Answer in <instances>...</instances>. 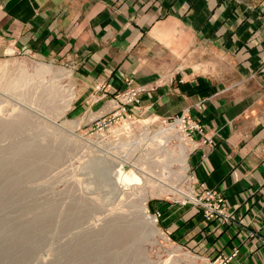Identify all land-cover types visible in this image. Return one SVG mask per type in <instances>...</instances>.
<instances>
[{
	"label": "rangeland",
	"instance_id": "obj_1",
	"mask_svg": "<svg viewBox=\"0 0 264 264\" xmlns=\"http://www.w3.org/2000/svg\"><path fill=\"white\" fill-rule=\"evenodd\" d=\"M222 4L227 7V13L234 7V11L227 15V23L232 17L235 22L249 18L256 25L263 19L264 0H222ZM252 7L254 10L248 14L247 11ZM169 17L171 14L163 12L158 16L159 20ZM213 17L214 15L208 22L214 21ZM199 20L196 17L194 22L198 23ZM173 31L183 32L181 29ZM224 38L225 44H229L230 37ZM187 40L190 44L181 39L179 45H162L155 52L157 55L151 52L150 47L143 46L142 52L148 56L142 54V62L153 70L156 77L150 83H139L133 77L124 75L119 87L112 86L106 80L87 86L86 81L77 75L80 63L85 64V58L79 61L71 59L70 48L63 54H54L50 49L48 51L54 44L52 40L31 38L27 41L29 43L18 48L12 47L7 55L0 57V125L9 122L14 124L10 128L16 127L9 134L0 132V168L3 167L0 170V219H8V230H11L14 227L13 221L36 216L31 211L29 213V208L40 206V213L55 208L50 215L49 224H46L48 227L40 228V243L34 249L26 251L23 254L25 257L18 256L14 260L0 257V264H51L54 260L61 264H205L209 255L202 253L198 245L191 247L187 245L189 242L183 243L184 237L174 236V231L163 224L167 217L165 212L171 208L168 204L182 205L169 200L168 194L173 191L164 182L167 178V182L173 181L175 177L182 180L180 175H174L173 172V175L170 174V167L178 170L175 154L185 155L188 142L183 140V153L178 151L177 146L171 147V144H168V148L152 144V138L164 127V118H175L185 110L170 116L135 114L129 109V105L138 103L142 92L138 93L136 100L126 104V111L120 105L127 93L139 87H146L148 91L169 88L188 93L206 86L207 92L213 93V85L209 86L210 83L205 82L203 77L189 78L199 73L216 76V79L211 78L210 81L220 80L224 87L243 84V78L237 70L245 68L242 65L247 64L248 60L236 67L232 58L234 52L230 51L229 46L217 45L214 37L207 40V45L201 44L200 38L188 37ZM238 52L243 57H250L249 53L259 56L260 60L253 68L256 71L264 69V50L260 47H248V50L247 47H240ZM39 65L45 67L44 70H37ZM193 116L200 118L199 114ZM201 122L206 129L202 119ZM144 126L152 133L149 130V139L140 143L137 138ZM154 130L156 131L153 132ZM206 135L212 138L207 130ZM26 144L33 148L36 145L44 147L39 154L31 150L21 152L20 146ZM27 152L33 154L25 165L21 160L25 159ZM48 152L50 153L42 160V157H38ZM35 169L42 170L39 174H34L32 171ZM151 170L162 173L155 174L158 179L163 177L165 180L156 182V175ZM132 175L141 179L134 182ZM14 185H18L20 190L11 196L7 190ZM135 185L146 188L143 192L145 197L143 190L138 192ZM140 202L145 203L147 213L157 220L161 231L160 235L149 236L142 242L143 253L140 257L131 254L134 249H138L132 242L131 247H110V260L91 252L90 256L83 254L84 257L78 254L76 262L71 261L69 250L73 241L95 233L103 236L110 224L134 221L141 230H145L138 219L137 204ZM157 211L160 212L158 218ZM97 236L98 239L102 238ZM10 245L6 246L0 241V255L5 254L4 250L11 248ZM12 247L15 248L14 245ZM118 254L120 262L114 260Z\"/></svg>",
	"mask_w": 264,
	"mask_h": 264
},
{
	"label": "crops",
	"instance_id": "obj_2",
	"mask_svg": "<svg viewBox=\"0 0 264 264\" xmlns=\"http://www.w3.org/2000/svg\"><path fill=\"white\" fill-rule=\"evenodd\" d=\"M233 11L231 7L229 13ZM160 12L171 17L159 20ZM229 13L222 0H0V57L31 38L52 40L48 51L63 54L70 48L71 59L85 58L77 75L87 86L106 80L114 87L122 84L124 75L139 83L156 77L142 62L141 55L148 56L143 46L157 55L162 45H179L181 39L190 44L188 37L207 45L214 37L217 45L234 52L236 67L248 60L245 68L236 69L243 84L224 87L216 76L199 73L189 78L203 77L214 86L213 93L206 86L188 93L150 89L129 109L135 114L170 116L187 110L200 115L213 142L191 155L192 173L225 196L235 218L228 224L207 222L192 205L168 204L163 224L174 236L184 237L183 243L198 245L211 257L236 248L230 264H264V69L253 68L259 56L238 52L240 47L264 50V15L256 25L249 18L235 22L232 17L227 23ZM212 15L214 21L208 22ZM224 37H230L229 44Z\"/></svg>",
	"mask_w": 264,
	"mask_h": 264
},
{
	"label": "bare ground",
	"instance_id": "obj_3",
	"mask_svg": "<svg viewBox=\"0 0 264 264\" xmlns=\"http://www.w3.org/2000/svg\"><path fill=\"white\" fill-rule=\"evenodd\" d=\"M8 66V65H7ZM13 67V66H12ZM6 68V67H5ZM8 68V67H7ZM44 68L45 67H42V66H40L39 65V67L38 68H36L37 70L39 69V71H42V70H44ZM9 69V68H8ZM35 69V70H36ZM26 70V69H25ZM27 71V70H26ZM47 71V70H46ZM8 74V73H7ZM12 74V73H11ZM27 74V73H26ZM44 83V82H43ZM42 91V90H41ZM46 91V90H45ZM51 94V93H50ZM72 94V93H71ZM52 95V94H51ZM74 95V94H73ZM73 97V96H72ZM52 102V101H51ZM41 103V102H40ZM20 122V121H19ZM1 123V122H0ZM26 123V122H25ZM21 124V123H20ZM12 125L14 126V124H11V123H9V122H4L3 124H2V126H5L4 128L0 125V127H2V131L0 130V132L1 133H3V134H9V133H11V132H14V130H16L15 128H10V127H12ZM134 129V128H133ZM140 129H142V128H140ZM143 131H141L140 132V134L138 135V137L139 138H137V140H138V142H140L141 143V141L143 142V141H147L149 138L147 137V135L149 134V128L147 127V126H144L143 127V129H142ZM157 130V129H156ZM156 130H154L153 132H155ZM135 131V130H134ZM172 128L170 129L169 127H161V129L157 132V134L152 138V144L153 145H155V146H160L159 148H162V146H164V147H167L168 146V144H170V142L176 137H174V136H171V133H172ZM0 133V134H1ZM150 133H152L151 132V130H150ZM59 134V133H58ZM182 141L180 142V144H178V146H177V148H178V151H180V153H183L184 152V150H185V148H184V143H183V137L182 136H178ZM71 139V138H70ZM133 139H136L135 137L133 138ZM138 142L136 143V144H138ZM188 143H189V141H187ZM44 144V143H43ZM184 144V145H183ZM29 145V144H28ZM27 144L26 145H24L23 147L22 146H20V151L21 150H23V151H26V150H28V152L31 150V151H37L38 152V154L39 153H41L42 151V148L44 147H38L37 145H36V147L35 148H33L32 146V148L30 147V146H28ZM33 146H34V144H33ZM53 147V146H52ZM163 147V148H164ZM172 147V146H171ZM45 148H46V145H45ZM159 148H156V151H159ZM168 148V147H167ZM177 148H175V149H177ZM51 149V148H50ZM158 149V150H157ZM172 149V148H171ZM171 149H169V150H171ZM184 149V150H183ZM187 150V149H186ZM173 151V150H172ZM17 152V151H16ZM22 152V151H21ZM28 152H27V154L26 155H24V157H25V159H23V160H21V162H23V164H25L26 162H27V160H28V158L31 156V154H33V153H31V154H28ZM51 152V151H50ZM50 152H48V153H42V154H40L38 157H42L41 158V160L43 159V157L46 155V154H49ZM175 152V151H174ZM35 154V153H34ZM165 154V153H164ZM187 154V153H186ZM186 154L185 155H180L181 157H182V160H181V158H180V156H179V154H175L176 155V159L178 160V162H182L183 164H179V165H182V166H178V170H176V169H173L172 168V166L170 167V169H171V173L170 174H172V172L174 173V175H180V177H181V179L183 178V176H182V174H181V172H182V169L183 168H187L188 167V165L187 164H185L184 162H185V160L187 159V156H186ZM36 155H37V153H36ZM51 155V154H50ZM188 155V154H187ZM22 157H23V155H22ZM46 157V156H45ZM60 157V156H59ZM102 159V158H101ZM55 161V160H54ZM3 162V161H2ZM5 162H6V160H5ZM10 162V161H9ZM13 162V161H12ZM20 162V163H21ZM54 163H56V162H54ZM5 164V163H4ZM7 164V163H6ZM12 164V163H11ZM27 164V163H26ZM25 164V165H26ZM38 164V163H37ZM43 164V163H42ZM8 165H10V164H8ZM14 165V164H13ZM15 165H16V163H15ZM20 165V164H19ZM0 166H2V165H0ZM149 167V166H148ZM182 167V168H181ZM1 168H3V167H1ZM1 168H0V170H1ZM5 168V167H4ZM21 168V167H20ZM36 168H38V167H36ZM42 169H38L37 171H36V169L35 170H33L32 171V173L34 172V174L35 173H38L39 174V172L41 171ZM169 170V169H168ZM154 171V174L156 173H158L157 172V170L155 171V170H151V172H153ZM170 171V170H169ZM25 172V171H24ZM163 173H165V172H163ZM116 174V173H115ZM121 174H123V173H121ZM121 174H120V176L119 177H121ZM155 174V175H156ZM158 174H160V175H162V173H158ZM168 174V173H167ZM169 174V175H170ZM56 175V174H55ZM137 175V174H136ZM136 175H132L133 176V179H135L134 180V182H137V181H139L141 178L139 177V176H136ZM168 175V176H169ZM173 175V174H172ZM163 176H164V174H163ZM160 177V176H159ZM170 177V176H169ZM118 178V177H117ZM125 178V177H124ZM124 178H121V180L122 179H124ZM147 178V177H146ZM155 178H157V175H156V177H154V180L157 182V181H164L165 179L163 178H157V179H155ZM165 178H166V176H165ZM148 179V178H147ZM168 179V178H167ZM166 179V180H167ZM131 180V179H130ZM153 180V181H154ZM165 180V184L166 185H168L169 186V188L173 191V192H175L176 190H177V183H176V181H178L179 180V182H181L182 180H180L179 178H177V177H175L174 178V180L173 181H169V182H167ZM51 181V180H50ZM118 181H120V180H118ZM133 181V180H132ZM149 181V180H148ZM18 182V181H17ZM16 183V182H15ZM120 183V182H119ZM130 182H128V185H130L129 184ZM147 183V182H146ZM124 185H126V182H125V184ZM19 186L18 185H14V186H11V187H9L8 188V190H7V193L9 194V195H11V196H14L15 194H16V192H18L20 189L18 188ZM126 187H128V186H126ZM130 187V186H129ZM132 187H134L133 185H132ZM135 187L138 189L137 191L138 192H140L141 193V191H139V190H143L142 191V193L144 192V189H145V191H146V188H144V186L142 187H140V186H136L135 185ZM131 189V188H130ZM133 189V188H132ZM136 190V189H135ZM136 191V192H137ZM134 192V191H133ZM187 193H189L191 196H193V193H192V191H186ZM6 194V193H5ZM8 194H6V196L8 195ZM138 194V193H137ZM129 195V194H128ZM143 196H144V193H143ZM142 196V197H143ZM139 197H141V196H139ZM145 197V196H144ZM143 197V198H144ZM136 204V203H135ZM138 206V207H137ZM137 206H134V208L135 207H137V209H138V216H139V220H140V223H141V225L143 226V228L145 229V230H141L139 227H138V223L136 224L134 221L133 222H127V221H124V222H115L114 224H110V226H109V228L104 232V234H103V236L102 235H100V236H102V238H96V233L94 234V235H89L88 237L86 236H84V237H82V239H80V240H76V241H73L72 242V244L70 245V252H71V254H70V257H71V261L72 262H76V260H77V255L78 254H82L81 256H83V254L84 255H86V256H88L91 252H93V253H96L100 258H105V259H107V258H109V260L110 259H112V254L110 253V247H113L114 245L115 246H130L131 245V243L133 242V246H137L138 247V249H134L132 252H131V254L133 255H137V256H141L142 255V253H143V249H142V242H144V240H146L149 236H158V235H160V233H161V231L159 230V227H158V222H157V220H155V219H152L150 216H149V214L147 213V206L145 205V203H142L141 204V202L140 203H138L137 204ZM50 207H51V205H50ZM40 206H38V207H33V208H29L28 210H29V213H30V211L33 213V214H35L36 216H34V217H31V218H27V219H22V220H18V221H13V225H14V227L11 229V230H8V225H9V222H8V219H5V218H3V220L2 219H0L1 221H0V241L1 242H3L6 246L7 245H9V244H11L9 247H11V248H13L12 246L14 245L15 246V248H13V249H11V248H7L6 250H4L2 247V249L4 250V253L5 254H1L0 255V257H6V259L7 260H10V259H12V260H14L16 257H18V256H22L26 251L28 252L29 250H32V249H34L35 248V246L37 245V243L39 242L40 243V241H39V236H40V234L39 233H41V227H44V228H46V227H48V225H46L49 221H50V215L51 214H53L54 213V209L55 208H50V209H48V210H46L45 212H41L40 213ZM70 209V208H69ZM73 209V208H72ZM72 209H70V210H72ZM25 210V209H24ZM27 210V209H26ZM27 210V211H28ZM57 210H58V208H57ZM69 210V211H70ZM27 213V212H26ZM79 213V212H78ZM100 213V212H99ZM69 214V213H68ZM67 214V215H68ZM71 214V213H70ZM74 214V213H73ZM80 214V213H79ZM160 215V213H156V218H158V216ZM154 216V215H153ZM16 218V217H15ZM12 219V218H11ZM19 219V218H18ZM67 219V218H66ZM71 218H69V220H70ZM138 219H136V220H138ZM13 220V219H12ZM15 220V219H14ZM102 220V219H101ZM124 220V219H123ZM121 221V220H120ZM139 223V224H140ZM49 224V223H48ZM46 226V227H45ZM142 226H141V228H142ZM49 228H50V226H49ZM39 229H40V232H39ZM140 230V231H139ZM55 232V231H54ZM99 235L97 236V237H100ZM161 237H162V235H161ZM41 238V237H40ZM76 238V237H75ZM139 238V240H137L136 241V239H138ZM132 239V240H131ZM140 240H141V243H140ZM165 240H167V239H165ZM9 242H11V243H9ZM59 242V241H58ZM14 243V244H13ZM38 243V244H39ZM64 243V242H63ZM13 244V245H12ZM58 245V244H57ZM139 246H141V247H139ZM131 247V246H130ZM2 249H1V252H2ZM68 251V250H67ZM68 251V252H69ZM91 255V254H90ZM89 255V256H90ZM24 256V255H23ZM80 256V255H79ZM79 256H78V258H79ZM25 257V256H24ZM84 257V256H83ZM115 258V257H114ZM113 258V259H114ZM137 258V257H136ZM2 259V258H1ZM58 259V258H57ZM80 259V258H79ZM19 260V259H18ZM115 261H119L120 260V256H119V254H118V256H116V258L114 259ZM2 262V261H1ZM12 262V261H11ZM120 262V261H119ZM71 263V262H70ZM51 264H61V263H59V261L58 260H54V262L53 263H51ZM75 264V263H74ZM149 264V263H148Z\"/></svg>",
	"mask_w": 264,
	"mask_h": 264
},
{
	"label": "built area",
	"instance_id": "obj_4",
	"mask_svg": "<svg viewBox=\"0 0 264 264\" xmlns=\"http://www.w3.org/2000/svg\"><path fill=\"white\" fill-rule=\"evenodd\" d=\"M146 87H139L132 89L126 94L125 100L122 102L121 109L126 111V104L136 100L137 95L140 92L145 91ZM169 118H172L171 120ZM164 127L172 128L171 136H176L171 141V146H178L182 141L178 136L183 137V140L189 141L187 149V159L185 164L187 168H183L181 174L183 176L182 181L177 183V190L168 194L169 200L173 203H181L183 206L192 205L197 213L203 214L205 220L218 221L219 224L232 223L234 215L229 209L225 196L221 192L208 188L203 182H199L192 173V166L190 163L191 155L194 151L201 149L204 145H211L212 139L206 135V129L204 128L201 119L196 118L189 111L185 110L180 116L175 118L165 117ZM201 137V141H200ZM183 164L182 162L176 163ZM186 191H192L191 196ZM156 213H160L157 211ZM238 249H234L231 253H221L212 258L207 256L205 264H230L234 257L237 255Z\"/></svg>",
	"mask_w": 264,
	"mask_h": 264
}]
</instances>
